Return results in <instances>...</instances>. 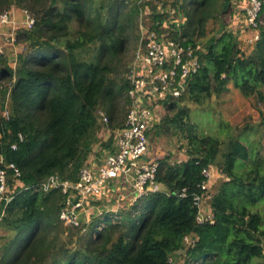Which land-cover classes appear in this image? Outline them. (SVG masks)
<instances>
[{
  "label": "trees",
  "instance_id": "1",
  "mask_svg": "<svg viewBox=\"0 0 264 264\" xmlns=\"http://www.w3.org/2000/svg\"><path fill=\"white\" fill-rule=\"evenodd\" d=\"M261 2L259 38L249 53L226 29L231 0L150 4L145 26L193 47L199 61L183 93L161 101V119L148 132L150 141L179 135L186 159L171 160L170 153L157 158L160 191L72 226L59 217L64 194L44 192L38 184L52 174L76 180L101 127L124 125L134 56L126 55L140 41V5L135 0H0V13L15 6L34 17L31 29L16 33L24 45L16 67L0 55V153L20 170L19 177L8 171L5 194L12 198L0 215L5 232L0 264H254L264 256V134L255 141L231 135L224 143L198 131L184 104L203 105L229 83L244 97L264 102ZM158 6L172 9L173 17ZM180 14L182 24L163 27ZM6 100L9 119L2 116ZM19 132L25 139L12 150ZM210 165L224 176L206 191L199 185ZM195 195L207 197L212 221H197Z\"/></svg>",
  "mask_w": 264,
  "mask_h": 264
},
{
  "label": "built area",
  "instance_id": "2",
  "mask_svg": "<svg viewBox=\"0 0 264 264\" xmlns=\"http://www.w3.org/2000/svg\"><path fill=\"white\" fill-rule=\"evenodd\" d=\"M135 1L140 5L141 37L129 74L131 82L129 95L132 103L124 125L115 129L106 126L111 136L109 147H99L101 149L97 150L90 161L86 160L81 166L76 180H66L59 174H52L38 184L44 192L59 189L64 194L59 217L65 225L81 226L89 222L92 219L88 218L92 203L95 201L100 203L105 197H108L112 206L110 205L111 209L104 211H117L129 206L143 195L160 191L162 188L156 180L158 163L150 151L148 132L161 119L163 113L161 101L166 97H178L183 93L189 78L197 71L199 61L193 47H183L176 41L168 39L165 32L157 33L145 26L146 16L152 13L150 4L156 0ZM261 6V0H246L242 8L244 26L251 31L249 42L252 43L259 38ZM21 10L23 14L21 20L15 16V6L0 13V29L6 27V30H0V55L5 53L6 44L15 45L19 29H31L34 24L32 14L26 9ZM168 12L172 18L174 11L168 9ZM176 20L178 21L177 18ZM163 27L168 25L164 22ZM100 114L107 123L108 119L104 113ZM2 116L5 119L10 118L8 100L2 110ZM2 136L3 132H0V138ZM24 139L21 132L17 133L16 141L10 144L11 149L16 150ZM9 170L13 177L20 176L19 168L13 162L6 163L0 153L1 217L4 215L6 204L12 198V195L5 194ZM213 172L212 165L202 170L205 177L199 185L202 190L210 189ZM181 196H185L184 189ZM206 198L194 196V202L198 207L196 216L198 222L212 221L213 215L206 204ZM104 211L97 213V216ZM184 241L190 242L188 237H185Z\"/></svg>",
  "mask_w": 264,
  "mask_h": 264
},
{
  "label": "rangeland",
  "instance_id": "3",
  "mask_svg": "<svg viewBox=\"0 0 264 264\" xmlns=\"http://www.w3.org/2000/svg\"><path fill=\"white\" fill-rule=\"evenodd\" d=\"M19 18L20 14H18V19ZM225 19L228 20V17L226 16ZM230 22L231 21L228 20L226 28L230 25ZM165 24L169 26L171 23L168 20ZM212 26L213 23L209 22L208 29L210 30ZM23 49L24 45L17 41L14 46L5 45V53L3 55L7 57L8 63L12 68L16 67L18 55ZM136 50L133 51V46H131L127 52L126 57L129 60L132 53L134 55L130 61V67L134 63ZM262 91L264 92V86L262 87ZM184 104L189 107V120L196 125L198 131L217 136L220 140L224 141V143L231 135L247 136L248 140L255 141L260 138V134H264V102L259 101L256 96L244 97L238 89H234V86L230 92L225 91L220 95L213 94L203 105H196L190 102H185ZM262 138H264V136H262ZM150 143V151L155 158H160L170 153L171 160L180 161L186 159L184 148H182L184 142L180 140L179 135H173L172 137L164 135L158 136L157 138H151ZM213 173L211 186L216 185L224 176L215 167ZM210 189L212 190V188ZM1 205L2 202H0V207ZM204 208L206 209V204ZM204 211L205 210H203V212ZM4 233L5 232L0 228V236L4 235ZM182 253L183 250H180L177 252L176 256ZM180 262L178 263L180 264ZM254 264H264V256L256 260Z\"/></svg>",
  "mask_w": 264,
  "mask_h": 264
},
{
  "label": "crops",
  "instance_id": "4",
  "mask_svg": "<svg viewBox=\"0 0 264 264\" xmlns=\"http://www.w3.org/2000/svg\"><path fill=\"white\" fill-rule=\"evenodd\" d=\"M246 4V0H231V6L232 8V16H231V22L229 23L228 27L226 29L230 30L233 35L237 38L238 44L242 50H244L246 53H249L253 46L254 43L249 42V38L251 36V31H248L245 26H244V13H243V6ZM158 9L163 12H168V8H162L161 6H158ZM18 14H20V18L18 19ZM15 16L18 20H21L23 18L22 10L18 7H15ZM177 20H172L170 23L174 24L176 22L181 24L184 21L183 15H179L176 17ZM166 22V21H165ZM175 25V24H174ZM6 30V27L1 28L0 30L2 31ZM233 88L232 84L227 85V90L230 92ZM236 90L237 88L234 87ZM225 92V91H224ZM98 141L97 143L93 146L91 153L87 157V161H90V159L93 157V155L97 152V150L101 148H108L111 142V136L109 133L108 128L106 125L102 126L101 129L98 131L97 134ZM101 147V148H99ZM155 158V157H154ZM157 159V158H156ZM110 205L112 206V203L108 201V197L103 198V200L99 203L98 201H95L92 203V208L89 209V216L88 218H94L97 216V213H100L101 211L104 210H109L111 209Z\"/></svg>",
  "mask_w": 264,
  "mask_h": 264
}]
</instances>
